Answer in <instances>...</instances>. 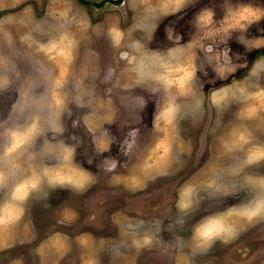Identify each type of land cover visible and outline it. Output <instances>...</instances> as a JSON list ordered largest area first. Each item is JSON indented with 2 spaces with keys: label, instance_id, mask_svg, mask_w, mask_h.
<instances>
[{
  "label": "rangeland",
  "instance_id": "1",
  "mask_svg": "<svg viewBox=\"0 0 264 264\" xmlns=\"http://www.w3.org/2000/svg\"><path fill=\"white\" fill-rule=\"evenodd\" d=\"M99 1L0 0V142L11 171H38L33 236L0 264H251L241 246L264 216L225 225L264 208V143L234 167L212 139L264 107V0Z\"/></svg>",
  "mask_w": 264,
  "mask_h": 264
},
{
  "label": "crops",
  "instance_id": "2",
  "mask_svg": "<svg viewBox=\"0 0 264 264\" xmlns=\"http://www.w3.org/2000/svg\"><path fill=\"white\" fill-rule=\"evenodd\" d=\"M93 29H94L93 27L90 28V31H89L90 34L92 33L91 30ZM115 29L116 28L110 29V30L115 35L114 37L116 39L118 32ZM74 31L76 33L79 32V33L86 34L85 29L80 31L78 30V28L77 29L74 28ZM107 31L109 32V29L106 27L104 32L107 33ZM214 38L215 37H213V39ZM79 39L80 40L82 39L85 41L86 39H88V37L85 36L84 38H80V35H79ZM115 39L114 38L112 39L113 42H115ZM202 40L203 39H201V41ZM74 44H76V41ZM136 65L139 67V63H137ZM163 72L164 73L162 77H164L165 75L164 70ZM188 72L189 71L187 72L185 71L184 73L185 75L178 76L177 78L175 77L176 81L178 82L187 81L188 77H190L188 75H191V73L190 72L188 73ZM180 73L182 74V71ZM170 85L175 86V84L172 83V81L170 82ZM233 112H234L233 117H231V119L228 120V122L226 123V125H224V127H222V129L219 128L221 131L223 130L221 133L226 131V134L222 136L224 140L220 141V138H219L220 136H217L214 139H212V145L216 146L215 148H217L216 149L217 153H221V156L216 157L215 155L214 159H216L217 161H221V160H224L225 155H227V161L228 162L230 161L231 162L230 164H232L234 167L239 166V164L241 163L247 167L248 164H250L251 162L249 159V155L246 156V153L248 152L247 148L250 147V145L252 144L261 145V143H264V129L260 130V129L254 128V130H252L253 122L251 121L255 118L256 115H258V119H256L259 121L258 127L264 126V107L262 105H244L238 111H233ZM20 127L21 126H14L13 129H18ZM219 129H218V133L220 132ZM9 138L11 139V137ZM9 141L10 140L6 141L5 138H2L0 142L2 146V149H0L2 150V152H0V155L2 156L4 154L7 156V157H1V159H4V162L6 160H9L6 158H11L10 155L12 154L11 149L8 146ZM219 148L221 150H219ZM241 149L244 150L243 153L246 156L244 157V159L238 158V153L239 151H241ZM66 155L67 157L69 156V151H67ZM5 164H6V167H4L3 169H0V187L1 188H4L5 187L4 185L8 184L7 177H9V174L11 172H15V170L14 171L10 170L8 163L5 162ZM16 169H17V172L15 173H16L18 180L15 182L14 188L11 186L8 192H5V194L3 193L0 194V212H2L0 213V247H7L11 245L12 243H15L17 240L19 242L27 241L32 238L33 233H34V229L29 219L30 217L28 216L27 209H26L24 202L26 199L25 194L27 193L26 187L28 185L30 186L33 184L31 183V180L33 177H35L34 185L36 184V177H37L36 175L38 174V171L33 170L32 172H28V167L25 164H20L19 166L16 165ZM44 169L48 170V168L47 169L44 168ZM51 170H54V168H51L50 171ZM244 170H247V168H244ZM28 173H32V174L28 175ZM50 174L52 176L54 175L53 173H50ZM64 175L69 176L70 173L68 172L67 174H64ZM27 176L29 177L27 178ZM65 179H69V178H65ZM262 184H264V182ZM248 201L249 202H246L239 206L240 209H239V212L237 213H241V215L240 214L237 215L238 216L237 220L229 219V222L227 223V225H225L227 226L228 231H232V228L230 227L231 225L230 223L237 224V223L243 222L244 224H248V226H252L255 220H261L263 218L264 208H261L260 206L251 207L250 204L252 201L251 200H248ZM8 202H9V205L6 204ZM8 209H10V211L6 213ZM257 210H259V216H256ZM227 228H224L223 231ZM258 233H260V230L255 228L252 234L248 235V237L254 236L255 239L253 240L254 241L253 243L256 244V248H257L256 253H254L255 256H257V258L256 260L252 261L251 264H264V260H263L264 259V235L263 237L258 236L257 235ZM47 238H48L47 240L46 239L43 240V242H45L44 245L46 244V241L48 240H51L53 243L55 240L61 241V239L64 237L61 238V236L59 235L57 236V234H54ZM54 250L55 249L53 248V251ZM5 264H23V261L21 260V258H14Z\"/></svg>",
  "mask_w": 264,
  "mask_h": 264
},
{
  "label": "flooded vegetation",
  "instance_id": "3",
  "mask_svg": "<svg viewBox=\"0 0 264 264\" xmlns=\"http://www.w3.org/2000/svg\"><path fill=\"white\" fill-rule=\"evenodd\" d=\"M241 248H242L241 251L243 253H246V255H249L251 253L254 254L257 251L256 244L253 243V242H251V243L250 242H247V244L242 245Z\"/></svg>",
  "mask_w": 264,
  "mask_h": 264
},
{
  "label": "trees",
  "instance_id": "4",
  "mask_svg": "<svg viewBox=\"0 0 264 264\" xmlns=\"http://www.w3.org/2000/svg\"><path fill=\"white\" fill-rule=\"evenodd\" d=\"M81 1L88 2V0H81ZM117 1H119V0H115V2H117ZM102 2H103V0L99 1V4H101Z\"/></svg>",
  "mask_w": 264,
  "mask_h": 264
}]
</instances>
